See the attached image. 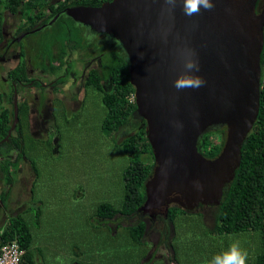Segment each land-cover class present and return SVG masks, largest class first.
<instances>
[{"label":"water","instance_id":"95a60500","mask_svg":"<svg viewBox=\"0 0 264 264\" xmlns=\"http://www.w3.org/2000/svg\"><path fill=\"white\" fill-rule=\"evenodd\" d=\"M259 2L213 0L212 10L192 17L180 5L169 14L164 0H112L63 10L92 33L119 41L127 55L135 113L146 120L156 162L138 211L167 217L171 205L197 210L221 203L260 109L264 6L259 10ZM183 47L198 55L199 75L207 82L199 89L173 87L182 71L176 50ZM18 120L15 97L9 135ZM214 126H225L226 138L219 155L208 158L198 142Z\"/></svg>","mask_w":264,"mask_h":264},{"label":"trees","instance_id":"16d2710c","mask_svg":"<svg viewBox=\"0 0 264 264\" xmlns=\"http://www.w3.org/2000/svg\"><path fill=\"white\" fill-rule=\"evenodd\" d=\"M108 1L112 0H0V40L5 9L12 13L23 9L27 19L22 29L41 27L34 34H39L38 42L43 44L39 54L47 61L48 71L60 72L65 63L64 50L69 44L103 53L102 68L90 71L86 84L102 96L106 110L102 128L106 136L121 144L129 160L122 174L124 193L120 202L104 201L96 209V215L107 221L109 228L115 232L119 227H111L109 222L120 216L137 217L141 213L138 210L147 197L145 184L156 164L147 136V123L135 115L136 99L131 100L130 97L135 94L136 89L131 82L127 55L119 41L90 32L88 26L75 21L66 13L54 19L56 14L69 6H100ZM83 29H87L89 35ZM102 37L106 40V45L101 41ZM56 44L57 47H54ZM261 66L258 118L242 147L241 164L231 185L225 189L221 203L217 206L200 205L197 210L171 205L167 217H158L163 223L154 227V231L170 247L168 249L175 264H209L213 256L226 251L234 240H239L241 247L247 249V264H264V47ZM13 73L26 77L24 62ZM19 112L28 114L26 103L19 105ZM13 121L14 107L3 106L0 109V139L7 135ZM225 132L224 126L209 128L199 139L200 152L208 158L218 156L224 146ZM119 136H123L121 141ZM17 138L20 139L19 136ZM15 143L21 148L19 141ZM12 164L13 161L8 158L2 161L5 174L0 177V202L4 205L11 195L12 184L16 181L14 174H9V166ZM33 165L37 173L34 161ZM29 208L30 205L27 210L9 216L0 226V245L18 241L24 249L20 264H38L40 260L39 252L33 246V232L23 215ZM36 217L39 224V209ZM122 228L125 229L129 251L125 262L121 264H142L149 249L147 235L152 228L142 218L135 219ZM152 264L166 262L158 259Z\"/></svg>","mask_w":264,"mask_h":264},{"label":"rangeland","instance_id":"374dc122","mask_svg":"<svg viewBox=\"0 0 264 264\" xmlns=\"http://www.w3.org/2000/svg\"><path fill=\"white\" fill-rule=\"evenodd\" d=\"M4 22L6 26L9 24ZM38 37L39 34L30 36L36 40ZM3 106L12 107V103L6 105L0 100V109ZM105 113L102 96L88 87V95L80 108L53 116L48 140L38 141L25 130L26 156L35 162L37 177L21 174L18 200H26L30 205L23 215L34 235L33 246L40 256L38 264L125 262L129 246L122 226L132 220L118 217L110 224L119 227L114 232L107 221L96 215L101 202L117 203L122 199V174L129 163L121 144L109 140L102 128ZM28 120V114L19 112L21 126H26ZM121 139L123 136H119ZM26 169L28 173L31 171L29 165ZM31 180L33 187L29 190ZM15 196L7 202L10 206ZM3 218L1 213L0 226L4 224ZM159 226L161 223L155 225ZM147 239L150 248L156 243V252L167 255L169 249L166 243L158 242L156 231L150 230Z\"/></svg>","mask_w":264,"mask_h":264},{"label":"flooded vegetation","instance_id":"af4514ba","mask_svg":"<svg viewBox=\"0 0 264 264\" xmlns=\"http://www.w3.org/2000/svg\"><path fill=\"white\" fill-rule=\"evenodd\" d=\"M263 3L264 0H260L259 10L262 9ZM7 11L4 12V21H8L9 24L6 26L5 22L3 23L2 38L0 40V100H4L6 105L8 102L12 103L13 107L15 97H17L19 105L26 103L29 120L26 126H21L17 122L11 134L9 135L10 127L7 135L0 139V177L2 176L1 174H5V171L2 170V161L8 158L16 164V166L14 164L9 166V174H14L16 181L12 184V192L7 202L11 201L12 196L15 195L16 199L12 206L7 202L5 205L0 202V214L2 213L4 217L3 222L9 216L27 210L29 206L25 202L26 200H18L19 190L21 189L19 187L22 180L20 179L21 174H37L33 168V161L26 156L25 130L28 129L38 141L48 140L53 116L58 112L76 110L83 105L88 95L86 83L89 73L93 69H101L103 65L102 52L91 51V49L75 47L73 44H69L64 50L65 63L60 72L53 73L48 71L47 61L43 59V55L39 54L43 44L38 42V39L30 38L35 33V31L33 32L35 29H22L27 19L26 17L23 18L24 10L21 9L16 13H12L9 9ZM60 14H63V12L56 14L54 19ZM83 32L86 34L88 31L83 29ZM101 41L105 43L106 40L102 37ZM54 47H57V44ZM22 62L26 66V77H22V74L15 75L13 73ZM60 62L57 63L60 64ZM104 84L106 85L105 81ZM135 115L140 118L138 114L135 113ZM18 136L20 139L17 138ZM18 141L21 144V148L15 143ZM27 165L31 169L29 173L26 169ZM160 215L163 214L151 215L141 212L137 217L134 216L129 219L133 221L142 218L147 221L148 227L152 228L151 231H154L157 223H163L158 220ZM114 220L109 222V224ZM158 242L165 244L160 239H158ZM165 247L170 248L167 243ZM157 248L156 243H153L151 248L149 247L142 259V264L146 262L152 264L158 259H164L166 264H175L170 250L166 255L156 252Z\"/></svg>","mask_w":264,"mask_h":264},{"label":"clouds","instance_id":"9594fccd","mask_svg":"<svg viewBox=\"0 0 264 264\" xmlns=\"http://www.w3.org/2000/svg\"><path fill=\"white\" fill-rule=\"evenodd\" d=\"M164 3L165 11L169 14H174L175 9L180 5L181 11L187 17L199 15L201 9L210 11L214 8L213 0H164ZM164 39L167 40V32L164 33ZM176 56L182 71L174 80L173 87L180 91L205 86L207 82L199 75L200 62L195 50L188 47L178 48ZM248 256L247 249L241 247L239 240H234L226 251L213 256L209 264H247Z\"/></svg>","mask_w":264,"mask_h":264},{"label":"built area","instance_id":"2783aa9c","mask_svg":"<svg viewBox=\"0 0 264 264\" xmlns=\"http://www.w3.org/2000/svg\"><path fill=\"white\" fill-rule=\"evenodd\" d=\"M136 99L135 94L130 97ZM24 249L18 241L0 245V264H20Z\"/></svg>","mask_w":264,"mask_h":264},{"label":"crops","instance_id":"0c3cea01","mask_svg":"<svg viewBox=\"0 0 264 264\" xmlns=\"http://www.w3.org/2000/svg\"><path fill=\"white\" fill-rule=\"evenodd\" d=\"M32 180H33V178H32ZM32 180L30 181V188H29V190H31V187H33ZM27 181H28V180H27Z\"/></svg>","mask_w":264,"mask_h":264}]
</instances>
